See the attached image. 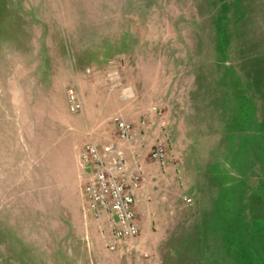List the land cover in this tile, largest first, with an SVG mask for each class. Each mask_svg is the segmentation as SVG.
<instances>
[{"label": "rangeland", "instance_id": "obj_1", "mask_svg": "<svg viewBox=\"0 0 264 264\" xmlns=\"http://www.w3.org/2000/svg\"><path fill=\"white\" fill-rule=\"evenodd\" d=\"M100 116L154 131L115 253L81 195ZM0 264H264V0H0Z\"/></svg>", "mask_w": 264, "mask_h": 264}, {"label": "built area", "instance_id": "obj_2", "mask_svg": "<svg viewBox=\"0 0 264 264\" xmlns=\"http://www.w3.org/2000/svg\"><path fill=\"white\" fill-rule=\"evenodd\" d=\"M69 107L75 113L83 109V103L72 95ZM114 125L119 142L133 141L135 128L132 123L116 117ZM150 158L160 167L169 162L167 150L159 144L151 150ZM79 164L84 171L81 195L86 209L96 219L104 218L109 227L107 248L115 253L131 245L141 234L138 205L144 184L142 168L127 161L114 144L100 147L94 142L84 146Z\"/></svg>", "mask_w": 264, "mask_h": 264}, {"label": "crops", "instance_id": "obj_3", "mask_svg": "<svg viewBox=\"0 0 264 264\" xmlns=\"http://www.w3.org/2000/svg\"><path fill=\"white\" fill-rule=\"evenodd\" d=\"M105 122H106V116H100L98 121H96L94 124H91L93 126H91V125L89 126L90 127V133H91V140H92L90 142H94L95 144L99 145L100 147L107 146V145H110V144H113V143L117 142V144H118L117 146L119 148H121V149H125V153L127 151V154H129V155L130 154L131 155H136V156H138L137 157L138 160H140L139 158H141L143 156V152H144L146 146L148 145L147 143H148V141H150L149 139L153 138L152 134L154 135V131H151V129L148 128L147 125L141 124L140 121L138 122V121L135 120V121L131 122V123H134L135 138L133 139L131 144H126V143L122 144V143L117 141L116 137H115L116 142L115 141L112 142V140L111 141H106V139L108 138V136L110 134H109V132L107 130L108 126L105 125ZM98 136L99 137L100 136L103 137L104 140L103 141H101V140L98 141V139H96V137H98ZM84 146H83V148H84ZM140 162L144 166L142 158H141ZM145 167H147V166H144L143 169ZM170 169L171 168H168L167 171H170ZM171 181H172V179H167V174L157 176L158 186L168 185ZM148 186H149L148 184L145 185V188H144L145 190L141 194L142 199H141L140 204L138 205L139 217L141 215L140 212H139L140 211L139 207L142 206V205H146L147 204V201H146L147 200V195H149V190H148L149 187Z\"/></svg>", "mask_w": 264, "mask_h": 264}]
</instances>
